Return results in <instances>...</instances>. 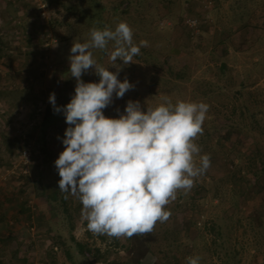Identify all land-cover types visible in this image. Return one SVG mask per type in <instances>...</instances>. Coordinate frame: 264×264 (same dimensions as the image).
I'll use <instances>...</instances> for the list:
<instances>
[{
	"label": "rangeland",
	"instance_id": "374dc122",
	"mask_svg": "<svg viewBox=\"0 0 264 264\" xmlns=\"http://www.w3.org/2000/svg\"><path fill=\"white\" fill-rule=\"evenodd\" d=\"M62 1L88 8L92 17L78 21V14L45 0H0V24L7 28L11 45L0 52V264H23L21 257L28 258L27 264H104L95 260L96 248L110 251L111 264H158V252L167 247L180 264H188L190 256H199V264H264V177H254L258 148L264 157V0ZM101 11L104 27L114 30L127 22L134 44L148 42L135 62L117 60L118 79L133 87L123 98L113 94L103 110L106 116L123 114L129 100L146 108L164 96L173 104L185 100L209 105L203 134L195 141L201 149L195 159L199 165L200 156L207 154L210 167L166 206L168 225L158 222L146 236L102 238L88 230L82 204L76 214V196L67 193L66 203L53 202L55 206L47 201L51 186L59 187L55 160L64 149L68 125L63 111L55 112L57 124L43 128L42 120L50 94L55 93L61 108L75 94L76 80L69 71L65 90L55 85L56 77L61 62L69 65L73 42L90 39L86 29L92 18V27L101 29ZM187 18H196L199 26L190 28ZM64 20L74 27L60 25ZM81 23V35L58 38ZM112 50L113 42L106 50L91 49L98 64L116 72L109 60ZM81 79L99 82L100 77L90 69ZM253 113L256 120L250 118ZM229 120L244 130L235 132L232 151L228 141L219 139L221 125ZM41 137L54 154L37 167L33 156L35 151L41 156ZM26 148L32 153L29 161L23 156ZM64 206L70 208L66 214ZM69 214L74 217L72 230ZM71 235L87 244L84 252ZM62 238L67 243L58 245Z\"/></svg>",
	"mask_w": 264,
	"mask_h": 264
},
{
	"label": "clouds",
	"instance_id": "9594fccd",
	"mask_svg": "<svg viewBox=\"0 0 264 264\" xmlns=\"http://www.w3.org/2000/svg\"><path fill=\"white\" fill-rule=\"evenodd\" d=\"M113 42L110 71L97 63L91 49L106 50ZM148 42L133 43V31L127 22L112 30L93 27L87 42H73L69 72L76 80L75 94L63 108L56 106L55 93L49 101L55 112L63 111L68 127L63 151L55 160L60 179L58 189L78 197L82 217L94 235L131 238L148 235L158 222H166L171 213L166 206L178 191L190 190L194 179L210 167V157L196 156L201 149L195 143L203 134L209 105L204 102L167 97L155 106L143 108L129 100L124 113L106 116L103 110L113 94L123 98L133 85L118 79L121 65H129ZM90 69L99 82H84ZM67 198V197H66ZM199 256L188 257V264H199Z\"/></svg>",
	"mask_w": 264,
	"mask_h": 264
},
{
	"label": "trees",
	"instance_id": "16d2710c",
	"mask_svg": "<svg viewBox=\"0 0 264 264\" xmlns=\"http://www.w3.org/2000/svg\"><path fill=\"white\" fill-rule=\"evenodd\" d=\"M45 1H47L49 6L50 5H55V4L56 5L60 4L61 6H65L68 9L69 12H73L74 15L78 14V16H79L77 18L78 21L82 20L83 18H84L83 20H85L90 15L89 9L88 8H86L85 10L81 9L80 8L81 6L79 4H77V5H71V4L67 5L62 0H45ZM103 10H104V6L102 8V11ZM102 11L98 13L100 15V18H101V19H99V23L101 24L102 27L100 25H98V26H100L101 30L104 27V25L107 24L105 18H104V21H103L102 17H105L106 15L104 16V13H102ZM90 16L92 17V15H90ZM95 19L96 18H92L91 24L88 23L89 26L86 29L87 32L90 31L93 28L92 27V26H94V22L93 21H95ZM60 23H61L60 25H62V26L66 25L67 28L68 27L69 28H73L74 27L73 23L71 21L67 22V21L64 20V21H62ZM81 25H84V24L81 23L80 26H79L80 28L76 27V31L74 30V32L72 34H70L68 30L66 31V34H63V33L57 34L58 38L60 40H67V39H69L71 37L81 35L84 32L83 31L84 29L83 28L81 29ZM77 28H78V30H77ZM10 48H11V45L9 44V40L7 38V28L5 27L4 23H1L0 24V52H2L3 50L8 52L10 50ZM0 54H2V53H0ZM69 65H70V63H69ZM69 65H68V62H61V66H60V69H59V76L56 77V82H55V85L57 87H59L60 91L65 90L66 89V85L69 83V80H68L69 78L67 76V75H69V72H67V71H69V67H70ZM54 117L57 118V116L55 115V111H54L53 105L51 103L47 104L46 113H45V116H44V118L42 120L43 128L46 127L47 125L48 126L49 125H53L54 123L57 124L55 121L53 122V118ZM250 118L251 119H255V118L257 119V116L255 115V113H253ZM221 128H222V131H223V133H222L223 137H220L219 139L222 140V141H228L226 147L228 146L229 150L231 148L230 151H232V147L235 144V142H234L235 137H236L235 132H237V135H239L241 132H244V130L242 128V125L239 124L238 122L234 121V120H229V121H227V123L222 124ZM233 138H234V140H233ZM39 142L42 143V145L40 147L41 156L40 155L39 156L36 155L35 154L36 151L34 152V156H33V159L35 160L37 167H39V166L43 165L45 162L49 161L48 157L49 156L51 157L54 154V150L53 149L52 150L48 149L49 147H47V142L44 140V138L41 137ZM24 143L26 144L27 142H24ZM262 154H263L262 150H259V148H258V155L257 156L260 159V164H259V166L257 168V171L254 172L255 179H257V177L259 178L261 176L264 177V157H263ZM238 179H240L242 181H245L244 180L245 179L244 176H241ZM44 187H48V185H45ZM51 187H52L51 190L48 191V194L49 193L50 194H49V199H47V201H49L50 204H53V202H57V201L58 202L62 201L64 203H66L67 193H62V194H60L61 196H59L58 189L55 190L56 189L55 187H53V186H51ZM249 187L251 188L252 186L249 185ZM260 189H262V191H264V185L260 186ZM78 201H79V204L77 206V210H76L77 213L76 214L79 215L81 213V211L79 210L80 207H81V205H80L81 202H80L79 199H78ZM53 206H55V204H53ZM69 209H70L69 206H64L63 210H64L65 214L69 211ZM69 215L70 216H67V222L69 223L70 230H72L73 227H74L72 219L74 217H73L72 214H69ZM166 225H168V224L166 223ZM168 228H169V226H168ZM170 231H171V229H170ZM102 238H105V236L102 235ZM71 240L75 243V245H77L79 247L81 252H84L86 250L87 244L78 242L77 240H75V237L73 235H71ZM56 243L58 245L59 244H66L67 241L62 238V239L58 240ZM168 248L169 247H167L166 250H168ZM166 250H161V251L158 252V255H160V256H158L159 257L158 258L159 259L158 264H180L181 263L180 258L178 259V257L175 256V254L171 255L169 253V251L166 252ZM15 253H17V251ZM94 255H95V260L96 261H101L102 263L104 262V264H111V263H109L110 260H108L110 258V251L108 249H106L105 251H102L100 248H96ZM20 260L22 261L23 264H27V262H28V258H26V257H21Z\"/></svg>",
	"mask_w": 264,
	"mask_h": 264
},
{
	"label": "built area",
	"instance_id": "2783aa9c",
	"mask_svg": "<svg viewBox=\"0 0 264 264\" xmlns=\"http://www.w3.org/2000/svg\"><path fill=\"white\" fill-rule=\"evenodd\" d=\"M198 22L199 21L196 18H187V19H185V23L192 29H194V28L199 26ZM161 23L162 24H166L168 22L163 20ZM52 40H54V39H52ZM31 155H32V153H31V150L29 148H26V149L23 150V156L26 157L27 161H29V159H31Z\"/></svg>",
	"mask_w": 264,
	"mask_h": 264
}]
</instances>
